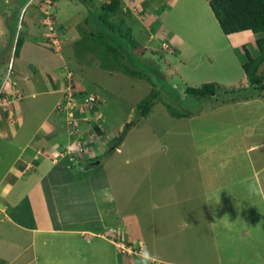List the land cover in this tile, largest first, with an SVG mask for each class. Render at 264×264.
<instances>
[{"label":"rangeland","instance_id":"374dc122","mask_svg":"<svg viewBox=\"0 0 264 264\" xmlns=\"http://www.w3.org/2000/svg\"><path fill=\"white\" fill-rule=\"evenodd\" d=\"M142 1L125 0L135 15H127L125 21L139 44L137 55L157 61L167 81L158 82L159 95L148 115L138 116L137 105L154 85L103 68L98 57L101 50L103 58V49L78 43L80 26H87L85 19L98 0H26L24 5L21 0H0V24L8 21L10 29L15 27L9 40L0 35V87L12 80V74H6L13 68H28L16 53L18 38L28 39L31 24L36 34L44 31L45 39L51 21L60 40L55 49L63 48L62 57L87 88L84 95H99L97 114L104 115L100 123L106 139H96L103 147L90 142L86 129L98 119L95 115L74 123L80 142L72 162L81 161L86 172L94 173L93 181L101 185L107 204H114L119 221L134 215L148 253L157 254L163 264H264V91L254 96L258 100L239 98L254 90L243 69L244 47L257 55L262 34L224 33L209 0ZM15 5L24 6L21 14ZM152 13L157 15L154 20ZM75 35L80 36L72 42ZM209 82L218 85L211 98L186 92L187 86ZM18 96L16 91L13 98ZM234 96L237 100H230ZM168 104L188 116L172 115ZM131 121L135 125L119 150L113 149L114 138ZM88 146L98 150L82 154ZM8 147L0 138V149ZM79 187L68 185L55 192L68 195L64 198L75 211L79 206L71 192H79ZM85 188L76 199L80 204L90 197ZM119 225L117 239L142 254L145 249L128 246L130 233ZM248 229L253 237L244 233Z\"/></svg>","mask_w":264,"mask_h":264},{"label":"crops","instance_id":"0c3cea01","mask_svg":"<svg viewBox=\"0 0 264 264\" xmlns=\"http://www.w3.org/2000/svg\"><path fill=\"white\" fill-rule=\"evenodd\" d=\"M103 1L106 0H98ZM148 1L140 3L144 5ZM20 5L14 6L17 14L23 10L24 6ZM125 5L123 0V11L130 9ZM33 13L35 10L30 15ZM152 16L154 20L157 15L152 13ZM35 22L32 25L36 26ZM3 24H0V35H7L9 40L15 27L10 29L8 21ZM29 25L28 39H24L19 53L28 68H13L9 78L13 81L4 84L5 80L0 87L1 91L5 86L1 97L8 100L0 105V138L9 143L8 148L0 149V162L4 163H0V264H163L157 254L148 253L135 216L119 221V216L113 212L114 204H107L108 197L99 188L101 185L93 181L94 173L86 172L87 165L81 161L72 162L79 152L76 143L80 140L74 124L68 123L70 117L63 109L65 106H60L66 103H63L64 97L70 86L78 94L87 88L62 57L63 48L49 47L42 38L44 31L36 34ZM79 36L75 35L72 42H77ZM9 49L7 45L3 52L7 54ZM16 91L20 96L13 98ZM33 118L36 123L31 122ZM92 121V126L86 128L90 142L103 147L96 141L106 139L100 123L103 120ZM87 150L98 149L88 146L81 150L82 154ZM77 184L79 192L83 186L85 190L89 188L91 201L88 198L80 204L76 200L78 190L71 192L79 206L74 211L64 198L68 195L55 191ZM120 222L121 229L130 233L128 246L141 247L145 252L139 254L133 253L131 248L124 249L126 244L117 239ZM250 232L253 237L250 229L244 233Z\"/></svg>","mask_w":264,"mask_h":264},{"label":"trees","instance_id":"16d2710c","mask_svg":"<svg viewBox=\"0 0 264 264\" xmlns=\"http://www.w3.org/2000/svg\"><path fill=\"white\" fill-rule=\"evenodd\" d=\"M25 1V2H24ZM85 3V0H81ZM24 5L26 0H21ZM217 20L224 33L233 34L241 31H252L262 34L257 39L259 52L254 55L245 46L246 59L243 69L247 79L254 90L239 98H253L264 91V0H209ZM91 14L85 19L87 26H80L81 38L78 43L87 45L89 49H103L98 57L102 60L100 65L111 71L120 70L138 79H147L154 85L151 92L142 99L138 107V116H146L156 103L159 95L158 82H167L161 66L156 61L144 59L137 55L138 42L132 35V28L126 23V16L133 15L130 9L123 11V0H106L99 2L90 9ZM24 44L23 38H18L16 53L19 54ZM105 52H108L107 55ZM218 85L214 82L204 83L199 87L187 86L186 92L193 97L201 99L211 98L217 94ZM226 99V98H225ZM227 98L224 101H229ZM230 100H237L232 97ZM172 115L177 117L188 116L186 112L177 111L168 104ZM98 109V106H95ZM135 121L128 122L118 137L114 138L113 149L118 148Z\"/></svg>","mask_w":264,"mask_h":264},{"label":"built area","instance_id":"2783aa9c","mask_svg":"<svg viewBox=\"0 0 264 264\" xmlns=\"http://www.w3.org/2000/svg\"><path fill=\"white\" fill-rule=\"evenodd\" d=\"M48 24H49L48 25L49 30L47 32V35H45V39L47 38V40L49 41L47 40L46 41L49 42L52 46H54L53 48H55V46H57L56 44L60 42V40L58 39L57 34H55L56 32H55L53 24H51V21H49ZM10 72L8 73V77L10 75ZM4 88L5 86H3L0 91V105L3 104V101H5V98L1 97V94L5 92ZM99 99L100 97L97 94L90 93L87 96H85L82 100H79L75 90L73 89L72 86H70V88L66 90V103L64 104L65 107L62 104L60 108L64 107L63 109L66 110L67 114L69 115L70 118L68 120L69 121L68 123L70 125H73L74 123H76L79 118L80 119L82 118V116L84 118L89 119L88 116L91 114H92L91 116L95 115L96 118L100 119L102 118L103 115L100 114V116H98L99 115L97 114L98 111L95 109V106L99 102ZM76 112H80V113L76 114ZM77 128H78V125L75 126V129ZM124 249H127V248L124 247Z\"/></svg>","mask_w":264,"mask_h":264},{"label":"clouds","instance_id":"9594fccd","mask_svg":"<svg viewBox=\"0 0 264 264\" xmlns=\"http://www.w3.org/2000/svg\"><path fill=\"white\" fill-rule=\"evenodd\" d=\"M31 1H33V0H31ZM27 4H29V3H27ZM10 72V71H9ZM8 72V73H9ZM12 74V71L10 72V75ZM9 75V76H10ZM7 78H8V76H7ZM5 89V88H4ZM84 92H86V91H83V92H81V93H77L76 92V94H77V96H78V98H79V100H82L85 96H87L88 94H90V93H86L85 95H84ZM99 96V95H98ZM97 106V105H96ZM97 111H98V109H97ZM100 164V163H99ZM98 165V164H97Z\"/></svg>","mask_w":264,"mask_h":264},{"label":"water","instance_id":"95a60500","mask_svg":"<svg viewBox=\"0 0 264 264\" xmlns=\"http://www.w3.org/2000/svg\"><path fill=\"white\" fill-rule=\"evenodd\" d=\"M99 163H100V161L96 162L94 165H97V164H99Z\"/></svg>","mask_w":264,"mask_h":264}]
</instances>
